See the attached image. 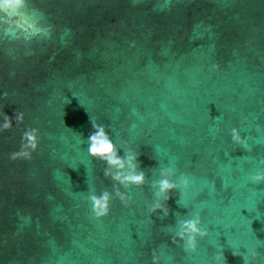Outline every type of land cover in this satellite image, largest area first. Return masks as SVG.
<instances>
[{
    "label": "water",
    "instance_id": "water-1",
    "mask_svg": "<svg viewBox=\"0 0 264 264\" xmlns=\"http://www.w3.org/2000/svg\"><path fill=\"white\" fill-rule=\"evenodd\" d=\"M27 4L21 26L0 13V111L13 118L0 132V264H152L153 249L160 264H243L233 251L264 264V183L248 180L264 171V0ZM91 119L146 174L141 188L121 186L129 207L113 194L99 220L86 197L113 181L88 154ZM29 127L33 159L10 160ZM163 166L190 178L165 218L148 211ZM193 213L208 236L186 252L172 237Z\"/></svg>",
    "mask_w": 264,
    "mask_h": 264
},
{
    "label": "clouds",
    "instance_id": "clouds-1",
    "mask_svg": "<svg viewBox=\"0 0 264 264\" xmlns=\"http://www.w3.org/2000/svg\"><path fill=\"white\" fill-rule=\"evenodd\" d=\"M27 0H0V13L6 17V21L15 18L14 23L21 26L27 22ZM132 46L135 44L133 42ZM218 68V65H214ZM2 99H8V93L4 92ZM2 116V123H0V132L10 131L13 127V118L0 111ZM15 123L17 125L23 124L25 114L17 110L14 115ZM215 119H219L216 117ZM94 131L88 137V154L95 160L103 162L106 167L103 175L105 178H110L113 181V192L102 190L99 195L96 194V189H89V194L86 197L91 205V212L95 219H102L110 214L111 201L113 194L118 198L121 203L127 208L130 206V197L126 192L131 186L141 188L146 183V174L139 167L138 155L139 153L129 147L125 151V155H119V148L113 139L109 136L106 126L97 123L91 119ZM231 140L234 144L245 146L247 140L243 138L237 128L230 130ZM40 143V131L37 128H27L21 138V146L18 151L9 153V159L16 161L23 159L31 161L33 153L38 149ZM264 164V161L260 162ZM176 169L174 166H163L159 168V178L152 181L151 187L154 190V201L148 206V211L151 214L157 212L162 213L163 217L169 214V208L166 206L167 201L170 199V193L174 190L183 188L187 190L190 186V178L187 174L181 173L178 180L174 179ZM248 180L255 185L264 183V171L257 170L248 176ZM191 218L178 219L176 221V231L172 237V243L183 241L184 250L195 252L197 250V238H204L208 236L207 230L202 226V221L198 213L190 214ZM234 256L242 257L243 264H250L249 255L237 251H233ZM258 253L251 252V259L256 260ZM215 259L226 261L223 252L217 253ZM152 264H160V256L157 251H152Z\"/></svg>",
    "mask_w": 264,
    "mask_h": 264
}]
</instances>
